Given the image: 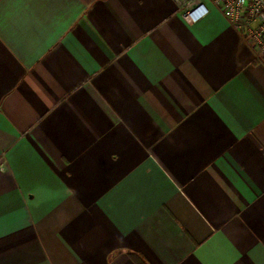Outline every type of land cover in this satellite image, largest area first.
Segmentation results:
<instances>
[{
    "label": "crops",
    "instance_id": "obj_1",
    "mask_svg": "<svg viewBox=\"0 0 264 264\" xmlns=\"http://www.w3.org/2000/svg\"><path fill=\"white\" fill-rule=\"evenodd\" d=\"M174 0H0V264H264V61Z\"/></svg>",
    "mask_w": 264,
    "mask_h": 264
},
{
    "label": "built area",
    "instance_id": "obj_2",
    "mask_svg": "<svg viewBox=\"0 0 264 264\" xmlns=\"http://www.w3.org/2000/svg\"><path fill=\"white\" fill-rule=\"evenodd\" d=\"M183 20L194 25L209 13L208 4L216 6L264 61V0H174Z\"/></svg>",
    "mask_w": 264,
    "mask_h": 264
}]
</instances>
